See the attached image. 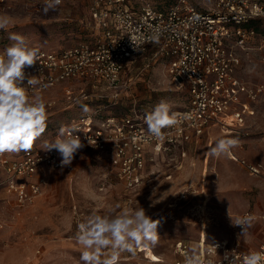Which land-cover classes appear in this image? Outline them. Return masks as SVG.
Instances as JSON below:
<instances>
[{"label": "rangeland", "instance_id": "1", "mask_svg": "<svg viewBox=\"0 0 264 264\" xmlns=\"http://www.w3.org/2000/svg\"><path fill=\"white\" fill-rule=\"evenodd\" d=\"M132 1L165 8L179 0ZM187 2L206 9L215 0ZM0 14L9 16L11 21L7 29L0 30V48L4 49L13 43L11 34L23 36L29 47L61 51L96 33L89 25L87 3L82 0L60 5L47 15L39 0H7L0 4ZM255 26L258 37L251 48L237 50L241 57L237 75L249 84L264 79V19ZM149 61L150 65L144 68ZM125 77L135 81L131 90L115 91L102 82H69L41 94L44 100L56 103L47 107V129L31 152L41 150L44 141L55 139L61 126L72 118L85 114L82 105H87L89 112L97 108L106 112L109 110L103 109L104 105L116 102L109 107L113 113H129L131 109L146 113L161 101L167 102L173 112L188 105L186 84L178 87L165 61L155 63L146 54L127 68ZM65 88L73 97L86 94L88 99L69 102L71 93ZM253 110L236 132L228 134L221 128H211L189 148L181 168H174L168 156L160 160L150 180L134 190L125 189L118 181L114 162L95 151L77 153L70 166L48 170V183L33 204L19 206L12 199L0 200V264H82L80 246L73 239L77 224L94 210L104 214L117 203L134 209L141 206L146 214L160 220L158 243L138 250L134 257L122 254L119 264H172L176 258L175 241L186 239L196 250L202 232L209 242L237 239L244 249H257L264 242V220L260 217L264 210V177L252 174L235 160L259 163L264 169V97L253 103ZM221 137L236 138L239 143L231 149L230 157H209V148ZM24 154L27 153H20ZM246 211L254 220L242 234L234 228L230 216L234 221Z\"/></svg>", "mask_w": 264, "mask_h": 264}, {"label": "built area", "instance_id": "2", "mask_svg": "<svg viewBox=\"0 0 264 264\" xmlns=\"http://www.w3.org/2000/svg\"><path fill=\"white\" fill-rule=\"evenodd\" d=\"M6 1L0 0V4ZM75 1L80 0H63L61 5ZM82 1L87 3L91 16L89 25L95 35L61 51L39 49V61L25 69L26 76H35L40 81L30 94L41 95L69 82H102L115 91L131 90L135 81L125 77L127 68L146 54L155 63L167 62L169 74L179 88L186 84L188 105L176 113L189 114L191 119L181 118L177 126L165 129L162 141L148 137L145 113H138L136 109L113 113L109 107L116 102L104 105L103 109L109 111L97 108L63 125H76L82 130L77 135L85 147L78 153L95 151L114 162L118 181L125 189L134 190L150 180L156 163L167 156L170 163L181 168L189 148L201 141L210 128L218 127L228 134L236 132L254 113L253 103L264 97V79L249 84L237 75L241 64L237 50H249L258 37L255 24L264 19V0H215L206 9L197 8L187 0L165 8L149 2L136 5L132 0ZM133 29L145 36L159 30L160 40L143 44L140 52L134 51L128 37ZM3 51L4 48H0V53ZM67 93H71L67 101L72 103L88 99L86 94L76 98L70 90ZM44 101L47 107L56 103L55 100ZM59 160L57 151L43 149L24 155L0 156V173L3 174L0 200L1 192H6L14 197L16 205L33 204L48 183L47 171L61 169ZM235 160L252 174L264 177L261 164ZM245 214L251 213L246 211L238 217ZM260 217L264 220V210ZM234 228L243 231V226L234 225ZM196 250L193 252L190 241L176 240V258L172 264H185L186 255L200 257L203 264L209 261L228 264L224 260L226 252L236 257V264H242L243 255L251 252L228 239L209 242L204 232L199 234ZM253 251H264V244Z\"/></svg>", "mask_w": 264, "mask_h": 264}, {"label": "clouds", "instance_id": "3", "mask_svg": "<svg viewBox=\"0 0 264 264\" xmlns=\"http://www.w3.org/2000/svg\"><path fill=\"white\" fill-rule=\"evenodd\" d=\"M62 3L63 0H43V13L47 15L56 11ZM10 22L9 16L0 14V30L7 29ZM160 36L159 30L145 36L138 29H133L128 37L133 50L140 52L143 44L158 43ZM9 39L13 43L0 53V156L31 152L47 129V104L42 95L30 94V90L39 85L40 81L35 76H26L25 72L26 68L39 61V49L29 47L25 38L19 34H11ZM82 108L86 113L90 111L87 105H82ZM181 118L191 119L189 114L171 111L167 102H159L144 114L148 137L162 141L165 138L164 130L177 126ZM80 131L82 130L76 125L61 126L55 139L44 141L43 150L58 152L61 169L70 166L76 154L85 147L81 137L77 135ZM87 139L88 144L92 145ZM238 143L236 138H218L207 155L212 158L230 157L231 149ZM158 148L159 145L157 150ZM230 218L233 225L243 226L242 234H246L254 220L251 214L237 217L234 221L231 216ZM159 224L160 220L146 214L143 207L134 209L130 205L122 207L117 203L104 214L94 210L79 222L73 239L80 246L82 264H119L124 253L134 257L138 250L154 247L160 238L157 231ZM224 260L228 264H236V257L229 256L228 252L225 253ZM185 264H203V261L198 256L186 255ZM242 264H264V251H251L243 255Z\"/></svg>", "mask_w": 264, "mask_h": 264}, {"label": "crops", "instance_id": "4", "mask_svg": "<svg viewBox=\"0 0 264 264\" xmlns=\"http://www.w3.org/2000/svg\"><path fill=\"white\" fill-rule=\"evenodd\" d=\"M251 116V115H250ZM250 116H248V117H250ZM248 117H247V119H248ZM213 128V127H212ZM215 128V127H214ZM217 129H219L218 127H216ZM211 129V128H210ZM209 129V130H210ZM208 130V131H209ZM220 130V129H219ZM103 159H107V160H109L108 158H103ZM160 162V161H159ZM174 168H176V167H174ZM3 176V174L2 173H0V177H2ZM149 181V180H148ZM1 198H2V200H8L9 199V201L12 199V200H14V197L13 196H11L10 198H9V195L6 193V192H1ZM15 202V201H14ZM206 233V232H205ZM207 234V233H206ZM221 239H226V238H221ZM221 239H218V240H221ZM228 240L231 242V243H234V244H236V245H238L242 250H244V251H253V250H256V249H244L243 247H242V245H241V242L240 241H238L237 239H229L228 238ZM262 244H264V242L262 243ZM261 245V244H260ZM259 245V246H260Z\"/></svg>", "mask_w": 264, "mask_h": 264}, {"label": "trees", "instance_id": "5", "mask_svg": "<svg viewBox=\"0 0 264 264\" xmlns=\"http://www.w3.org/2000/svg\"><path fill=\"white\" fill-rule=\"evenodd\" d=\"M66 124V123H65ZM20 154V153H19Z\"/></svg>", "mask_w": 264, "mask_h": 264}]
</instances>
